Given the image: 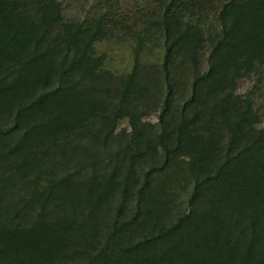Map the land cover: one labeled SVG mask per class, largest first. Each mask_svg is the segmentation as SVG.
<instances>
[{
  "label": "trees",
  "instance_id": "1",
  "mask_svg": "<svg viewBox=\"0 0 264 264\" xmlns=\"http://www.w3.org/2000/svg\"><path fill=\"white\" fill-rule=\"evenodd\" d=\"M69 1L0 0V264H264V0Z\"/></svg>",
  "mask_w": 264,
  "mask_h": 264
},
{
  "label": "rangeland",
  "instance_id": "2",
  "mask_svg": "<svg viewBox=\"0 0 264 264\" xmlns=\"http://www.w3.org/2000/svg\"><path fill=\"white\" fill-rule=\"evenodd\" d=\"M130 2L131 0H127ZM71 2V0L69 1ZM70 15L75 16L78 12L77 4L71 2ZM100 49L106 50L109 54L108 56V67L113 68L116 71L127 70L132 64V53L131 45L129 42H122L120 45L114 44H103ZM149 54L147 56L150 62L159 61L155 53ZM207 54V53H206ZM237 91L242 95H249L253 98L255 106L258 108V113L260 116L259 126L264 125V70L259 71L258 74H253L249 77L242 78L238 83ZM151 121H156L155 113L148 116ZM123 124V123H122Z\"/></svg>",
  "mask_w": 264,
  "mask_h": 264
}]
</instances>
